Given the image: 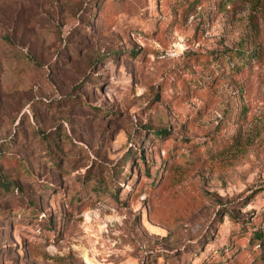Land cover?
I'll return each mask as SVG.
<instances>
[{
  "label": "rangeland",
  "instance_id": "374dc122",
  "mask_svg": "<svg viewBox=\"0 0 264 264\" xmlns=\"http://www.w3.org/2000/svg\"><path fill=\"white\" fill-rule=\"evenodd\" d=\"M5 181L0 264H264V0H0Z\"/></svg>",
  "mask_w": 264,
  "mask_h": 264
},
{
  "label": "trees",
  "instance_id": "16d2710c",
  "mask_svg": "<svg viewBox=\"0 0 264 264\" xmlns=\"http://www.w3.org/2000/svg\"><path fill=\"white\" fill-rule=\"evenodd\" d=\"M248 54V52H246ZM165 129H158L156 130L157 134L161 135L160 132H163ZM127 156V154H126ZM9 186H11L10 182H0V188L2 187L4 190H6ZM255 235L260 238V233H255Z\"/></svg>",
  "mask_w": 264,
  "mask_h": 264
}]
</instances>
